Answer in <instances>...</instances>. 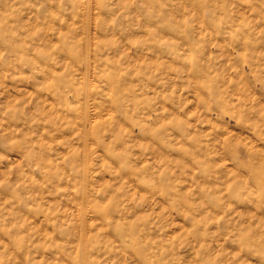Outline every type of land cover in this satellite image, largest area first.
<instances>
[{
	"label": "clouds",
	"instance_id": "9594fccd",
	"mask_svg": "<svg viewBox=\"0 0 264 264\" xmlns=\"http://www.w3.org/2000/svg\"><path fill=\"white\" fill-rule=\"evenodd\" d=\"M0 264H264V0H0Z\"/></svg>",
	"mask_w": 264,
	"mask_h": 264
}]
</instances>
